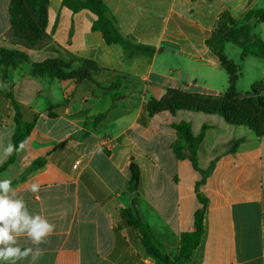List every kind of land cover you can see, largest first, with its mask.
<instances>
[{
  "label": "crops",
  "instance_id": "0c3cea01",
  "mask_svg": "<svg viewBox=\"0 0 264 264\" xmlns=\"http://www.w3.org/2000/svg\"><path fill=\"white\" fill-rule=\"evenodd\" d=\"M102 1L121 33L152 48L151 55L128 57L122 45L108 44L92 30L94 13L74 12L63 0H48L52 41L26 49L8 38L11 0H0V48L28 55L17 68L0 66V167L16 131L13 101L23 122L35 120L26 149L16 151L0 179H11L29 212L54 225L40 245L45 255L38 264H164L148 253L125 209L138 215L172 259L203 210L200 243L176 264H264V136L220 114L178 109L151 116L148 109L171 93L223 97L227 72L207 40L223 14L241 20L264 9V0ZM250 23L264 42V22ZM64 50L97 68L79 81L31 74L34 63L69 60ZM255 62L260 76L253 84L264 79V59L244 60ZM179 124L190 125L195 137L206 127L199 169L176 156ZM131 164L139 168L137 183ZM34 183L37 193L30 191ZM18 243L33 246L26 236Z\"/></svg>",
  "mask_w": 264,
  "mask_h": 264
},
{
  "label": "trees",
  "instance_id": "16d2710c",
  "mask_svg": "<svg viewBox=\"0 0 264 264\" xmlns=\"http://www.w3.org/2000/svg\"><path fill=\"white\" fill-rule=\"evenodd\" d=\"M63 6L78 12L90 10L96 19L92 25L93 31L102 33L108 44H120L125 49L128 57L138 54L151 55L153 49L139 44L132 37L124 36L116 20L110 15L108 6L102 0H63ZM48 0H11L9 4V17L11 22L8 38L14 44L26 49H39L52 41L51 35L46 31ZM264 22V9L250 10L243 19L236 20L228 14H223L218 26L208 38L207 44L212 52L220 59L222 66L228 74V88L221 98L198 99L178 93H171L168 97L158 101L152 100L148 107L151 116L163 111L175 112L178 109L203 111L222 115L230 124H245L251 127L257 135L264 136V79L252 85L251 91L243 96L237 91V82L241 75V66L228 59L225 51L228 43L241 48V59L247 56H255L264 59V42L259 40L253 33V24L250 22ZM60 47H54L58 49ZM61 49V48H60ZM69 60L64 58L48 59L43 63H34L31 74L33 76H49L60 80L75 78L82 80L87 78L91 71L97 68L92 61L81 59L64 50ZM28 60V55L20 50L0 48V66L6 69L17 68ZM72 64H77L75 70ZM5 88H8L7 75L4 76ZM16 110V131L13 135L12 144L19 146L21 141L27 140L35 120L29 123L21 119L20 106L13 101ZM174 128L179 140L174 145V151L178 158L188 157L193 166L199 169L197 151L204 137L206 127L199 136L195 137L188 124L175 125ZM238 142H235L232 151H235ZM16 152L9 156L8 160L0 167L5 168L15 158ZM211 170L202 172L203 177ZM132 180L139 181V168L131 164ZM199 188V186H198ZM128 224L137 229L141 235V241L148 253L160 259L164 264H176L181 259L190 257L191 252L200 243L203 233V210H198L195 215V230L183 233L180 239L179 255L170 258L150 229L139 219L132 210H123Z\"/></svg>",
  "mask_w": 264,
  "mask_h": 264
},
{
  "label": "clouds",
  "instance_id": "9594fccd",
  "mask_svg": "<svg viewBox=\"0 0 264 264\" xmlns=\"http://www.w3.org/2000/svg\"><path fill=\"white\" fill-rule=\"evenodd\" d=\"M26 147L27 140L21 141L18 147L9 142L3 148V155L7 158ZM39 189L38 184L30 186L33 193ZM53 232L52 223L40 214L30 213L25 200L16 196L11 179H0V264H22L23 261L38 264L45 255L40 245L45 244ZM21 236H26L33 246L21 247L18 243Z\"/></svg>",
  "mask_w": 264,
  "mask_h": 264
},
{
  "label": "rangeland",
  "instance_id": "374dc122",
  "mask_svg": "<svg viewBox=\"0 0 264 264\" xmlns=\"http://www.w3.org/2000/svg\"><path fill=\"white\" fill-rule=\"evenodd\" d=\"M228 59L233 61L236 65L241 66V75L237 82V91L242 94L243 96H246L251 91V86L253 82L258 80L260 73L259 68L255 63H252V65L244 64L245 58L241 59V48L237 45H234L232 43L227 44V50L225 51ZM254 57V56H253ZM223 79V86L224 90L227 88L228 85V76L227 74H224L221 78V81ZM264 96V93H262Z\"/></svg>",
  "mask_w": 264,
  "mask_h": 264
},
{
  "label": "built area",
  "instance_id": "2783aa9c",
  "mask_svg": "<svg viewBox=\"0 0 264 264\" xmlns=\"http://www.w3.org/2000/svg\"><path fill=\"white\" fill-rule=\"evenodd\" d=\"M77 165H78V163H77L76 165H74V167L76 168V167H77Z\"/></svg>",
  "mask_w": 264,
  "mask_h": 264
}]
</instances>
